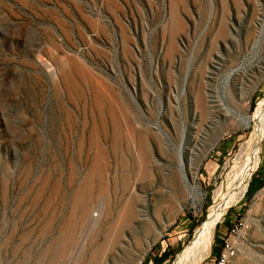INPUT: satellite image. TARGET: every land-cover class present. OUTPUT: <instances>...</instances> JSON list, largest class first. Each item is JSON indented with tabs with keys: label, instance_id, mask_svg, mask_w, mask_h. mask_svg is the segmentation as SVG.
Instances as JSON below:
<instances>
[{
	"label": "rangeland",
	"instance_id": "obj_1",
	"mask_svg": "<svg viewBox=\"0 0 264 264\" xmlns=\"http://www.w3.org/2000/svg\"><path fill=\"white\" fill-rule=\"evenodd\" d=\"M260 128L264 0H0V264H264Z\"/></svg>",
	"mask_w": 264,
	"mask_h": 264
},
{
	"label": "bare ground",
	"instance_id": "obj_2",
	"mask_svg": "<svg viewBox=\"0 0 264 264\" xmlns=\"http://www.w3.org/2000/svg\"><path fill=\"white\" fill-rule=\"evenodd\" d=\"M250 121L251 119L247 118L245 121V124L249 126ZM258 135L260 139H262V137L264 136V130L260 128L258 130ZM260 150H261V146L258 143L256 145V149H254L253 152L249 155L247 162L245 164V167L240 173V175L238 176V178L236 179V182L233 188L231 189V191H229L226 197L221 199V202H219L216 206L213 207L212 212H211V217L201 229L200 235L201 237H203L204 249H206V251L210 249L213 231L218 221L223 217L227 208H229L231 204L239 201L243 197L244 192L248 188L249 182H250L249 179L250 177H252L254 170L257 168L259 160H260V156H259ZM185 180L186 181L189 180L187 174H185Z\"/></svg>",
	"mask_w": 264,
	"mask_h": 264
},
{
	"label": "built area",
	"instance_id": "obj_3",
	"mask_svg": "<svg viewBox=\"0 0 264 264\" xmlns=\"http://www.w3.org/2000/svg\"><path fill=\"white\" fill-rule=\"evenodd\" d=\"M247 220L240 219L236 221L220 247L218 256L215 259L214 264H233L238 256L239 239L242 236L243 231L247 228Z\"/></svg>",
	"mask_w": 264,
	"mask_h": 264
},
{
	"label": "crops",
	"instance_id": "obj_4",
	"mask_svg": "<svg viewBox=\"0 0 264 264\" xmlns=\"http://www.w3.org/2000/svg\"><path fill=\"white\" fill-rule=\"evenodd\" d=\"M235 223V221H229L227 220L225 223H223V225H221L218 229V233H217V238L218 240H222L226 238L228 232H229V229L232 227V225ZM219 251L220 249H218V253H217V256L219 254ZM216 256V257H217ZM216 259V258H215Z\"/></svg>",
	"mask_w": 264,
	"mask_h": 264
}]
</instances>
